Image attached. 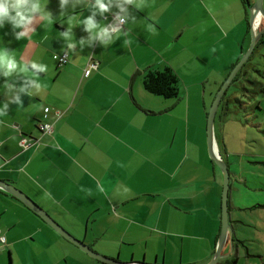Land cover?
<instances>
[{
    "label": "crops",
    "instance_id": "crops-1",
    "mask_svg": "<svg viewBox=\"0 0 264 264\" xmlns=\"http://www.w3.org/2000/svg\"><path fill=\"white\" fill-rule=\"evenodd\" d=\"M46 2L52 22L37 16L24 39H15L9 23L0 29V48L14 51L21 65H47L41 90L21 94L23 105L9 103L0 116V180L103 256L123 263H209L222 228L223 175L208 151V97L213 103L212 90L222 81L221 89L251 44L247 4L146 0L141 10L129 6L135 22L121 26L124 31L107 47L89 41V33L74 24L72 42L85 43L73 50L60 35L68 27L59 18L60 0ZM75 7L76 14L83 12L81 20L92 14L82 4ZM106 23L115 24V17L108 14ZM61 53H68L65 65L56 59ZM90 62L99 66L85 77ZM149 68L173 70L180 80L178 99L145 89ZM208 72L214 79L205 77ZM12 79L17 87L23 84ZM4 82L0 75V108L13 95ZM42 123L53 131L44 135ZM216 131L215 120L217 146L231 175L235 237L228 261L248 241L264 245V169L249 167L246 154L232 150L223 126L221 136ZM23 139L34 145L23 148ZM253 163L264 168V161ZM250 227L262 238H246ZM230 248L228 242L223 253ZM82 252L0 189V264H97Z\"/></svg>",
    "mask_w": 264,
    "mask_h": 264
},
{
    "label": "clouds",
    "instance_id": "clouds-1",
    "mask_svg": "<svg viewBox=\"0 0 264 264\" xmlns=\"http://www.w3.org/2000/svg\"><path fill=\"white\" fill-rule=\"evenodd\" d=\"M69 2L70 0H60L61 13L59 18L68 25L64 32H60V35L68 42L67 47L74 50L77 43L80 46L85 43L83 39L72 42L74 24L81 25L89 33V41L100 40L107 47L114 37L119 36L124 31L121 26L126 25L129 20L135 22L136 17L132 10H141L145 6L146 0H94V2L93 0H75L71 14L67 12ZM76 4L84 5V10L90 11L92 14L81 20L79 17L83 12L76 14ZM129 6L132 9L131 11ZM47 8L46 0H43V2L42 0H0V29L4 28L6 23L11 24L15 39L20 41L34 30L30 26L36 22L37 16L40 19H47L50 23L52 22V13L47 11ZM114 8L119 11L113 12ZM108 14L115 17V24L109 25L106 23ZM65 16H67L66 21L64 20ZM97 16L102 19L98 21ZM17 29H23V31L17 32ZM148 30L155 31L151 24L148 25ZM113 33H115V36H113ZM124 34L127 35V33ZM44 38L47 39V36ZM127 43L129 41L125 40V44ZM45 72H47V65L34 61L21 65L17 61L14 51H9L8 47L0 48V75L5 78L4 87L13 94L10 101L5 102L3 107L0 108V116L8 113L9 103L23 105L21 94L31 97L33 89L39 92L42 87L39 83L40 74ZM12 78L17 82L23 80V84L17 87V83H13ZM99 190L103 192L104 188L100 186Z\"/></svg>",
    "mask_w": 264,
    "mask_h": 264
},
{
    "label": "rangeland",
    "instance_id": "rangeland-1",
    "mask_svg": "<svg viewBox=\"0 0 264 264\" xmlns=\"http://www.w3.org/2000/svg\"><path fill=\"white\" fill-rule=\"evenodd\" d=\"M263 25L264 22L261 23V27ZM239 76L237 82H232L219 106L216 119V132L221 136L220 130L223 126L224 135L232 150L242 151L246 154L245 158L251 162L249 167L254 169L260 167L264 169L260 164L253 163L264 161V46L259 44L256 46L251 58L247 62L245 68L243 67L242 73H240ZM205 77L214 79L211 72H208ZM217 80H220V77L217 78ZM221 82L222 81H220V84ZM220 84L212 90V94H218L219 90L217 91V89ZM211 96L213 95L208 97V112L213 104V97ZM225 112L227 115H225L226 118L222 124L220 119L224 116ZM251 216H257V214H245L244 218L250 220ZM245 229L247 230L244 235L246 238H262L261 234H258L257 228H254V230L251 227ZM241 234L242 232L239 235ZM243 246L244 248H240L239 254L235 253L234 255V258L236 254L239 256L237 264H264L263 244L248 241L247 244ZM230 252H228V254ZM84 255L87 254L84 253ZM91 259L93 258L91 257ZM221 262L226 263V259H222L219 264H222Z\"/></svg>",
    "mask_w": 264,
    "mask_h": 264
},
{
    "label": "water",
    "instance_id": "water-1",
    "mask_svg": "<svg viewBox=\"0 0 264 264\" xmlns=\"http://www.w3.org/2000/svg\"><path fill=\"white\" fill-rule=\"evenodd\" d=\"M250 19L249 26L251 32V44L249 49L242 55L239 62L232 69L230 75L222 85L216 98L210 108L208 113V125H207V135H208V151L210 158L219 167L223 175V194H222V228L221 234L219 236L216 251L212 259L208 264H219V262L230 256L233 253V243L235 232L230 221L229 212V195H230V170L227 163L221 157L219 152L216 137H215V120L219 106L225 96L228 88L242 71L243 67L247 64L251 58L256 46L259 44L262 36L264 34V25L261 27V23L264 22V0H254L251 4L249 1L247 3ZM0 189L4 192L16 197L22 203H24L29 209L34 213L39 215L49 227H51L60 236L71 242L73 245L77 246L81 251L89 255L90 257L96 259L97 261L106 264H147L144 262L138 263H123L121 261L111 259L109 257L103 256L94 250H92L83 241L75 238L69 231L62 227L56 220H54L43 208H41L37 203H35L30 197H28L24 192L16 188L15 186L0 180ZM231 244V252L229 254H224V249L227 243Z\"/></svg>",
    "mask_w": 264,
    "mask_h": 264
},
{
    "label": "trees",
    "instance_id": "trees-1",
    "mask_svg": "<svg viewBox=\"0 0 264 264\" xmlns=\"http://www.w3.org/2000/svg\"><path fill=\"white\" fill-rule=\"evenodd\" d=\"M241 1L244 5H246L250 0H241ZM259 45L264 46V34L259 42ZM240 73H242V71ZM239 74L235 78L233 83L239 80L240 77ZM144 86L149 93L163 97L165 99H178L180 94V80L178 76L170 68H165L163 70L149 68L144 76ZM235 259H236L235 262H238L239 256L237 254ZM96 263L106 264L100 261H97Z\"/></svg>",
    "mask_w": 264,
    "mask_h": 264
},
{
    "label": "built area",
    "instance_id": "built-area-1",
    "mask_svg": "<svg viewBox=\"0 0 264 264\" xmlns=\"http://www.w3.org/2000/svg\"><path fill=\"white\" fill-rule=\"evenodd\" d=\"M56 59L59 61L60 65H65L68 63V59H69L68 53H61L59 55H56ZM98 66H99L98 63L90 62L87 69L85 70V77H89L91 75L92 71L97 69ZM50 111L51 110L49 108L45 109V119H47ZM40 130L44 135L50 134L53 131L52 126L49 123H42L40 125ZM39 142H41L40 139L35 141V143H39ZM21 145L23 146V148L27 149V148L32 147L34 145V142L31 143L27 139H23L21 142ZM1 240L3 242H5V238H1Z\"/></svg>",
    "mask_w": 264,
    "mask_h": 264
},
{
    "label": "flooded vegetation",
    "instance_id": "flooded-vegetation-1",
    "mask_svg": "<svg viewBox=\"0 0 264 264\" xmlns=\"http://www.w3.org/2000/svg\"><path fill=\"white\" fill-rule=\"evenodd\" d=\"M235 260L236 259L233 257L232 259H229L228 261H226V263H222V264H237V262H235Z\"/></svg>",
    "mask_w": 264,
    "mask_h": 264
}]
</instances>
